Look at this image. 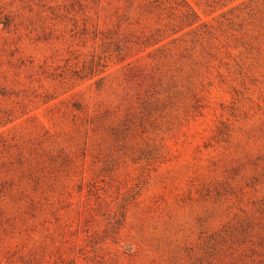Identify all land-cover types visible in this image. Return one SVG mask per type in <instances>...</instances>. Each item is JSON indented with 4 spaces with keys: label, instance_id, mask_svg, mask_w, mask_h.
<instances>
[{
    "label": "rangeland",
    "instance_id": "1",
    "mask_svg": "<svg viewBox=\"0 0 264 264\" xmlns=\"http://www.w3.org/2000/svg\"><path fill=\"white\" fill-rule=\"evenodd\" d=\"M0 264H264V0H0Z\"/></svg>",
    "mask_w": 264,
    "mask_h": 264
}]
</instances>
